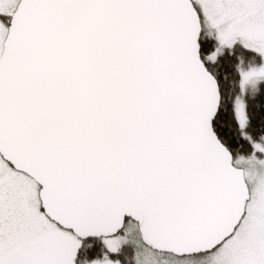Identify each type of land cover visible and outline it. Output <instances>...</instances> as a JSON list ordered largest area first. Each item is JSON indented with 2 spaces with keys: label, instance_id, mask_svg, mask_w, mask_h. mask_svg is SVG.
<instances>
[{
  "label": "snow or ice",
  "instance_id": "1",
  "mask_svg": "<svg viewBox=\"0 0 264 264\" xmlns=\"http://www.w3.org/2000/svg\"><path fill=\"white\" fill-rule=\"evenodd\" d=\"M0 264H264V0H0Z\"/></svg>",
  "mask_w": 264,
  "mask_h": 264
}]
</instances>
